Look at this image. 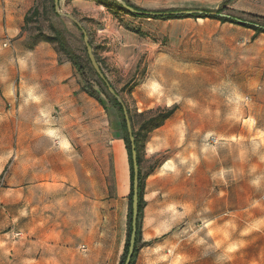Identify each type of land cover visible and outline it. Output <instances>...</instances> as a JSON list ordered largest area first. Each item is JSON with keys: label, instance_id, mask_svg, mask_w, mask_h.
Instances as JSON below:
<instances>
[{"label": "rangeland", "instance_id": "374dc122", "mask_svg": "<svg viewBox=\"0 0 264 264\" xmlns=\"http://www.w3.org/2000/svg\"><path fill=\"white\" fill-rule=\"evenodd\" d=\"M15 1L26 13L38 9L26 37L43 38L52 25L63 31L104 106L92 98L88 115L68 127L0 122V233L15 241L17 264H121L130 167L119 112L85 61L81 32L54 16L53 2ZM125 1L145 12L229 16L153 19L106 0H59L135 121L134 264H264V33L251 27L264 28V0ZM172 106L159 127H140L138 113Z\"/></svg>", "mask_w": 264, "mask_h": 264}, {"label": "crops", "instance_id": "0c3cea01", "mask_svg": "<svg viewBox=\"0 0 264 264\" xmlns=\"http://www.w3.org/2000/svg\"><path fill=\"white\" fill-rule=\"evenodd\" d=\"M15 0L0 2V122L48 124L58 120L65 127L88 115L92 102L72 64L53 45L40 41L25 45L22 33L26 8ZM15 134V132H14ZM31 132L17 137L29 138ZM59 264L41 258L24 264ZM0 264H17V248L6 232L0 233Z\"/></svg>", "mask_w": 264, "mask_h": 264}, {"label": "trees", "instance_id": "16d2710c", "mask_svg": "<svg viewBox=\"0 0 264 264\" xmlns=\"http://www.w3.org/2000/svg\"><path fill=\"white\" fill-rule=\"evenodd\" d=\"M106 1H108L109 3H111L112 5H114L115 7H117V9H119V10H121V11L127 13V14L133 15V16L153 18V19L162 18L161 16H157V15H155V16L137 15V14L128 12L127 10H125L123 7H121L119 4H117L114 1H111V0H106ZM51 2H53V0H51ZM126 3L128 5H130V6H132L133 8H135L136 10L144 11L145 12V10H143V9H141V8L133 5V4H130L127 1H126ZM52 11L54 13V16L60 17L59 15H57L54 12L53 5H52ZM37 14H38V9L36 7L32 8V10H30V12H28V13L25 14V16H24V25L22 27V33L25 31V24H27L29 22L30 16H35ZM185 16L186 15H184V16H173V15H170V16H166V18L167 19H169V18H182V17H185ZM187 16L202 17V18H204V17H210V18L218 19V20H220L222 22L227 21V19L222 18V17H219V16H205V15H203V16H199V15H187ZM251 27H253V29L255 31H257V32H263L264 33V28H260V27H257V26H251ZM88 40H89V37H88ZM40 41L48 42L51 45H53V47L56 50V52L60 56H63L65 59H67L72 64V66L75 68L76 72L78 73V75H79V77L81 79V83H82V87L81 88H82V91H84L89 97L95 99L100 105L104 106V101L102 100V98L100 97L98 91L95 90V88L93 87L92 83L88 80V78L86 76V73L84 71V66L82 64V60H81L80 55H78L75 52V50L70 46V44L68 43L67 38L64 35L63 31L61 29L55 27L54 25H52L50 27V34L43 36V38H40L39 35H37V36L36 35L35 36H27L26 37V40H25V45L28 48H32L36 43H38ZM89 43L91 45V42L90 41H89ZM92 52H93V49H92ZM85 53H86V51H85ZM93 54H94V52H93ZM94 56H95V59H96V61L98 63L99 61H98V59H97V57H96L95 54H94ZM85 61H86L87 65H90V62H89V60L87 58V55L85 56ZM103 86H104V84H103ZM110 103L119 112V116H120V120H121V130L123 132V141L125 143V147H126V150H127L128 159H129V167H130V192H129V196H128V211H129L128 212V217H129V223H128L127 239H126L125 248H124V253L125 254H124L123 260L121 262V264H123L124 259H125V256H126V253H127L128 239H129V234H130L131 194H132V165H131V155H130V143H129V140H128V134H127V130H126L124 116H123V113H122V108H121L120 104L112 96L110 98ZM126 109H127V112H128V116H129L130 122H131L132 133H133V136H134L135 150H136V153H137V162H138V167H139V173H138V218H137V232H136L134 252H133V255H132L131 260L129 262V264H134L135 259H136V255H137V243H138L139 237H140L139 221H140L141 213H142V196H141L142 176H141V169H140V156H139V152H138V132H136L134 130V128H135V121L133 119V115H132L131 110L127 106H126ZM174 109H175V107L172 106V107H167V108H162V109H160V108H157V109H148V110H145V111H142V112L138 113L137 115L139 117H146V120H144L140 124V127H145L146 126L148 131H151V130L159 127L160 125H162V123L168 117H170L172 115V113L174 112Z\"/></svg>", "mask_w": 264, "mask_h": 264}, {"label": "water", "instance_id": "95a60500", "mask_svg": "<svg viewBox=\"0 0 264 264\" xmlns=\"http://www.w3.org/2000/svg\"><path fill=\"white\" fill-rule=\"evenodd\" d=\"M119 4L121 7H123L128 12L137 14V15H148V16H183V15H199V16H219L224 18H229V16L217 14L214 12H206L203 10H179L174 12H144L139 11L133 8L132 6L128 5L125 0H111ZM53 8L54 12L61 16L62 18L70 21L82 34V41L85 47L87 58L90 62L91 67L93 68L95 74L97 77L101 80V82L106 87L107 91L111 94L112 97L115 98V100L120 104L122 108V113L125 120L126 130L128 134V140L130 143V155H131V165H132V194H131V219H130V234L128 239V247H127V253L124 259L123 264H129L131 257L134 252V246H135V239H136V232H137V218H138V173H139V167L137 162V153L135 150V144H134V136L132 133V127L131 122L128 116V112L126 109V106L121 99V97L116 93L114 88L110 85L106 77L104 76L99 64L97 63L95 56L92 52V47L88 40V35L80 23L79 20H77L74 16L64 13L59 8V0H53ZM239 23H243L239 19H233Z\"/></svg>", "mask_w": 264, "mask_h": 264}, {"label": "built area", "instance_id": "2783aa9c", "mask_svg": "<svg viewBox=\"0 0 264 264\" xmlns=\"http://www.w3.org/2000/svg\"><path fill=\"white\" fill-rule=\"evenodd\" d=\"M15 235L17 236V235H19L18 233H15Z\"/></svg>", "mask_w": 264, "mask_h": 264}]
</instances>
